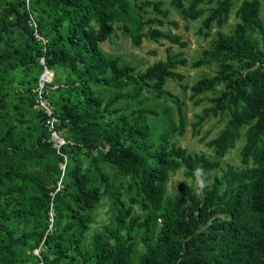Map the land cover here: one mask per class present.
<instances>
[{
    "label": "trees",
    "instance_id": "16d2710c",
    "mask_svg": "<svg viewBox=\"0 0 264 264\" xmlns=\"http://www.w3.org/2000/svg\"><path fill=\"white\" fill-rule=\"evenodd\" d=\"M43 1L57 8L53 20L38 27L39 33L47 27L52 34L49 40L42 34L47 39L44 53L27 24L29 11L25 1L16 0L9 10L15 14L13 21L33 40L32 44H26L28 49L20 52L19 59L24 65L35 62L38 75L42 55L47 67L67 65L74 73L76 81L69 84L54 79L57 86L50 91V100L60 118L59 126L69 130L76 143L75 147L67 143L61 152L69 147H86L89 169L83 172L74 166L63 174L60 169L63 158L52 147L39 111L41 125L36 128L37 133L28 128L16 131L13 127L0 131V199L11 197L15 205L0 218V264H19L27 248L41 243L52 247L53 257L43 252L33 255L38 264H264V24L259 16L260 1L242 0L235 11L238 22L231 32L218 31L211 46L192 63L199 67L219 62L217 74L204 76L191 86L182 85L195 97L214 90L222 82V91L211 99L213 105L203 110L194 126L209 114L228 110L227 124L207 145L217 158H222L243 135L240 167L230 164L221 167L218 159L187 152L169 141L168 126L151 137L156 125L149 123L147 114L158 117L166 114L156 109L143 107L103 119L111 102L119 98L127 102L138 99L148 87L155 91L156 98L174 103L178 124L173 130L183 133L182 103L163 88L168 79L183 78L175 70L186 63L181 53H172L169 46L164 60L135 73V67L121 64L119 57L108 56L100 46L113 33V23L123 21L122 29L135 46L140 45L142 38L153 41L162 38L184 47L186 43L180 35L153 27L142 31L144 25L165 23L169 10L162 8L163 0H34V3ZM213 1L216 6L210 9L198 30L204 36L209 35L205 29L213 23L217 28L224 25L232 0H190L187 6L182 0H171L190 20L204 13L198 7L200 3ZM145 8H151L155 16L144 19ZM251 30L258 39L252 38ZM238 46L247 49L243 61L245 73L230 62L239 59ZM12 54L8 52L5 58H0L2 84L15 65L10 59ZM104 83L118 90L106 104L92 92L93 86ZM35 86L36 83L26 97L22 95L32 107ZM128 86L132 93L120 92ZM14 107L20 112L18 102ZM106 146L108 149L104 150ZM101 162L112 167L110 174L100 167ZM180 168L187 179H212L204 186L202 196L184 181L178 183L176 192L167 195L168 176ZM215 169L220 174L211 177L209 171ZM63 176L64 187L60 190L55 191V185L49 186L59 177L62 182ZM122 188L135 193L128 195L129 203L138 204L142 213H134L132 205L123 207ZM104 196L111 202L112 225L94 232L86 243L94 213ZM50 208L54 212L51 230ZM13 217L23 218L26 224L18 235L6 227ZM136 236L140 250L136 248Z\"/></svg>",
    "mask_w": 264,
    "mask_h": 264
},
{
    "label": "rangeland",
    "instance_id": "374dc122",
    "mask_svg": "<svg viewBox=\"0 0 264 264\" xmlns=\"http://www.w3.org/2000/svg\"><path fill=\"white\" fill-rule=\"evenodd\" d=\"M15 1L16 0H0V58H5L8 52H14L10 59L15 63L9 73L6 74L5 83L2 84L0 82V131L13 127L16 131L20 128H28L31 132L34 131V133H37L36 128L38 129L41 125V117L32 105L22 99V95L23 97H26V93L35 85L39 73V67L35 62L24 65L19 59L20 52L24 49H28L26 44H32L33 40L30 39L31 35L28 32L23 30L22 27L18 26L15 21H13V15L15 14L12 12L9 13V10ZM24 1L26 4V10H29L33 15L38 27L50 23L57 12V8L46 4L47 2L43 1L44 3H34V0ZM189 1L190 0H182L184 6H187ZM241 1L242 0H232V8L224 25L221 28H217L213 23L208 30L205 29V31L209 32V35L204 36L198 33V30L202 25V20L209 14L210 9L216 6V1L211 3H200L198 7L203 8L204 13L199 18L190 20L183 14L182 9L176 7L171 0H163L162 8L169 10L168 17L164 20L165 23L163 25H144L142 31L146 32L149 27H153L165 32L180 35L182 40L186 43L184 47L171 44L162 38L157 41L142 38L140 45L135 46L133 45L129 34L122 29L125 22L115 21L113 23V33L107 40L101 42L100 46L108 56L119 57L121 64L126 63L135 67V73H141L154 62L164 60L166 57V48L169 46L171 47L172 53H181L180 57L186 59L184 65H178L175 69L183 75V78L181 80L168 79L163 86L165 90L177 97L182 103L185 126L182 134H178L176 130H173V127L178 124L177 111L174 103L169 99L156 98L155 91L148 87L142 91L141 96L138 99L127 102L125 99L119 98L117 102H111L109 108L105 111L106 116L103 119H111L118 115H124L130 110H137L143 107L156 109L160 113L166 114H162L161 117L155 116L151 113L147 114L149 123L151 125H156V128L152 131L151 137H153L155 132L157 133V130H162L168 126V129H170L168 137L169 141L176 142L178 146L184 148L187 152L192 154H204L211 159H218L221 167H225L227 164L240 167L242 165L240 161V148L244 143L243 135L237 140L235 147L229 149L222 158H217L213 149L207 145V142L216 137L227 124L230 118V112L228 110L217 114H209L204 121L194 126L198 121V116L203 113V110L213 105L211 99L219 95L222 91V82H220L214 90L203 92L195 97H191L190 89L184 88L182 85L191 86L198 79L204 76H214L220 70L219 62H212L209 65H202L199 67H194L192 63L201 57L204 49L211 46L218 31L224 34H229L231 32L235 23L238 22V18L235 16V11ZM259 1V16L264 24V0ZM142 11L144 19L155 16L151 8H145ZM171 21L176 22L177 26L174 27L173 24H171ZM92 25L97 27L94 22H92ZM42 34L48 40L52 35L49 33L47 27L44 28ZM250 34L253 39L259 38L257 33L252 30L250 31ZM236 50L239 54V59H234L230 62L234 65L235 69H238L241 73H245V70L243 69V61L246 57L247 49L238 46L236 47ZM50 69L54 70L56 76L55 79L59 81L68 84L72 81H76L74 73L67 67V65H56V68L54 67ZM117 91L105 83L92 87L94 96L101 99L103 104H106L111 96L117 93ZM120 92L132 93L133 91L132 88L128 86L120 90ZM139 101H143V104ZM16 102L20 104V112L15 110L14 105ZM241 132L243 133L244 129H242ZM64 135L66 140H68L70 144L72 143V146L75 147L76 143L74 139H72L70 131L66 130ZM64 153L67 156V162L63 174L67 173V169H72L74 166L80 167L83 172L89 169L90 156L86 147H84V149L69 147ZM99 165L105 173L110 174L112 167L109 164L101 162ZM209 174L212 177L214 175H219L220 171L219 169H215L209 171ZM59 180L60 177L57 179L56 183L50 184L49 186L54 187L55 185L57 188ZM64 180L65 176H63V181L61 182L62 187H64ZM211 180V178L206 180L187 179L184 176L183 168H180L169 174L166 182V193L167 195L173 194L176 192L178 183L184 181L194 187L197 193L202 196L204 186L209 184ZM53 192V190L49 192L51 197L54 194ZM131 193L135 195L133 191H127L124 188L121 189L120 199L124 203L123 207L132 205L134 213H142L138 204L129 203L128 195ZM0 203L2 205L0 218L2 214L4 215L13 210L15 206L11 197L1 198ZM110 208L111 202L104 196L94 213L95 219L86 234V243L94 232L101 231L106 226L112 225L113 216ZM25 225L23 218L13 217L6 222V227L11 229L15 235L20 234L25 228ZM135 239L138 241L136 248L137 250H140L141 245L139 243V237L136 236ZM42 252L49 257H53L52 247L41 243L38 247L27 248L25 252L21 254V261L19 264H38L33 255L37 256Z\"/></svg>",
    "mask_w": 264,
    "mask_h": 264
},
{
    "label": "built area",
    "instance_id": "2783aa9c",
    "mask_svg": "<svg viewBox=\"0 0 264 264\" xmlns=\"http://www.w3.org/2000/svg\"><path fill=\"white\" fill-rule=\"evenodd\" d=\"M29 11V10H28ZM28 26L32 29L33 37L36 41H38L42 45V52H45V45L47 43V39L39 33L38 26L36 20L33 15L29 11V17L27 20ZM39 63L42 66V70L38 75V79L36 82V86L32 89L34 102L33 108L39 111L44 118V126L49 133V141H51V145L55 148L57 154L61 155L63 161L60 163V169L64 170L65 164L67 161V156L63 152H61V148L69 143L68 140L64 137L65 128H61L60 118L55 113V107L50 100V91L56 88V84L54 82L55 72L54 70L48 68L46 66L45 56L42 55L39 59ZM107 146L104 150H107ZM62 188L61 179L58 181L57 188L55 191H58ZM48 221H49V230L52 229L53 225V209L50 208L48 212ZM41 264V263H40Z\"/></svg>",
    "mask_w": 264,
    "mask_h": 264
}]
</instances>
